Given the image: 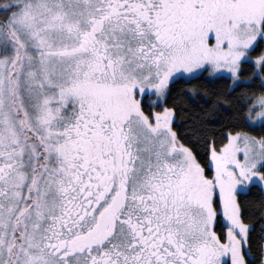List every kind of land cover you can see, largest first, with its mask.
Here are the masks:
<instances>
[{"label":"snow or ice","instance_id":"1","mask_svg":"<svg viewBox=\"0 0 264 264\" xmlns=\"http://www.w3.org/2000/svg\"><path fill=\"white\" fill-rule=\"evenodd\" d=\"M0 264H264V0H0Z\"/></svg>","mask_w":264,"mask_h":264}]
</instances>
